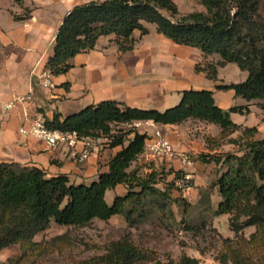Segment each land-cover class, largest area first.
<instances>
[{
  "label": "trees",
  "instance_id": "trees-1",
  "mask_svg": "<svg viewBox=\"0 0 264 264\" xmlns=\"http://www.w3.org/2000/svg\"><path fill=\"white\" fill-rule=\"evenodd\" d=\"M200 2L205 11L190 12L176 20L173 17L179 14V9L172 0H103L78 4L63 19L46 69L53 75L68 72L72 67L70 60L94 49L101 36L115 34L120 48L130 50L134 45L133 33L148 34L145 23H152L158 33L176 44L198 48L206 58L220 55L218 62L196 65V71H206L209 78L218 80V66L228 63H236L241 70L248 71L245 81L218 84L216 88L233 89L237 96L248 101L258 99L264 111V0ZM163 9L171 12V16L163 13ZM181 94V102L164 111L132 107L110 99L66 117L55 113L51 120L47 119L51 128L75 131L82 137H106L110 147L122 148L109 160V170L101 172L89 184H75L64 174L47 177L37 166L0 162V253L17 242L31 243L52 222L85 226L94 219L109 220L116 215L131 221L134 209L127 207L135 198L164 193L156 187V173L146 179L137 169L129 171L145 151L147 134L133 128L116 133L113 124L135 120L180 124L198 119L217 124L220 134L227 131L230 138L227 143L238 148L237 153L198 157L207 163H222L225 168L212 183L222 197L214 213L231 215L234 237L223 238L230 245L220 253L219 261L264 264L257 263L258 259L264 260V138H255L257 127H242L232 120L231 113H248L247 106L224 109L209 89H185ZM235 131H241V135L230 137ZM181 176L178 173L175 179ZM120 184L126 186L127 193L116 196L110 204L106 192ZM208 200L211 204L210 196ZM249 226H255L256 230L246 236L244 230ZM148 258L140 248L124 241L113 245L106 263L142 264ZM169 264L201 263L184 254L179 262Z\"/></svg>",
  "mask_w": 264,
  "mask_h": 264
},
{
  "label": "crops",
  "instance_id": "crops-1",
  "mask_svg": "<svg viewBox=\"0 0 264 264\" xmlns=\"http://www.w3.org/2000/svg\"><path fill=\"white\" fill-rule=\"evenodd\" d=\"M57 4H63V0H0V162L37 166L46 172L47 177L64 174L75 184H89L97 180L101 172L109 170V160L122 147L101 143L98 152L86 162L79 163L73 152L81 150V143L71 148L61 144L49 146L44 141L24 135L20 129L28 126L30 117L51 120L55 113L66 117L110 99L132 107L164 111L181 102V91L185 89L213 90L217 104L224 109L247 106L248 113L233 112L232 120L242 127H257L255 138H264V111L259 105L260 100L248 101L237 96L233 89L216 88L218 84L245 81L249 72L241 70L236 63H228L218 66V80L209 78L206 71H196V65L218 62L220 55L206 58L198 48L176 44L158 33L156 25H150L152 23H145L148 34L142 35L140 31L133 33L132 49L122 50L115 34L101 36L94 49L79 53L70 60L72 67L68 72L51 74L46 64L54 53L63 19L72 9H60ZM46 73L55 83L54 88L43 86ZM16 96L26 99L15 102L12 108L7 109L6 106ZM198 123L212 125L220 131L217 124L198 119H188L180 124L148 120V125L144 124L137 130L145 133L161 129L177 150L195 156L206 150L207 142L203 137L205 133L196 137L189 128L190 124L196 126ZM240 135L241 131H235L230 137L238 138ZM101 140L104 141V138ZM237 150L236 145L226 143L209 152L220 155L222 152L237 153ZM137 160L129 171L138 170L135 163L140 166L147 161L152 169L157 170V158L144 152ZM174 162L179 166L177 161ZM205 165H209V171L220 168L222 172L225 169L222 163L215 162L202 164L197 161L191 165L192 176L196 178L191 199L194 204L200 203L201 190L209 185L207 176L203 175ZM126 193V186L120 184L106 192V199L112 204L116 196ZM221 200L218 187H214L211 195L213 210L218 208ZM230 218L228 213L216 215L212 223L224 237L233 238ZM255 230V226H249L244 231L249 236ZM200 256L197 251L195 258Z\"/></svg>",
  "mask_w": 264,
  "mask_h": 264
},
{
  "label": "rangeland",
  "instance_id": "rangeland-1",
  "mask_svg": "<svg viewBox=\"0 0 264 264\" xmlns=\"http://www.w3.org/2000/svg\"><path fill=\"white\" fill-rule=\"evenodd\" d=\"M90 1L103 0H63V4L57 5L60 9L73 8ZM172 1L179 9V14L173 17L175 20L190 12L206 10L200 0ZM28 7L30 8V4ZM162 11L171 16V12L165 9ZM150 25L155 27V24ZM113 128L118 133L133 127L128 124H113ZM189 128L196 137L205 133L203 137L207 140L206 150L192 155L194 163L199 161L208 164L198 157L211 154L209 151L226 144L230 139L227 131L220 134L212 125L190 124ZM102 144H108L105 138ZM227 153L230 152H222L220 155ZM158 160L157 170L152 169L148 161L140 166L138 163L141 160L135 163V167L146 179L156 173V187L164 195L157 193L135 198L127 207L128 210L134 209L131 221L119 215L109 220L94 219L85 226H62L52 222L31 243L17 242L5 247L0 253V261L3 264H107L106 257L112 251L113 245L126 241L147 253L149 258L142 264H169L170 261L177 263L184 254L195 258L197 251L201 253L197 258L201 264H220V253L230 244L224 242V236L213 227L212 222L216 215L208 197L212 195V183L221 169L209 171V165H205L203 175L207 176L209 185L202 189L200 203L194 204L191 199L196 178L192 176L193 188L187 192L176 183L177 174L182 175L180 167L174 161ZM191 167L193 166L188 167L187 171L193 174ZM135 190L138 191L139 188ZM111 196L112 193L109 194L108 201ZM259 262L264 263V260L262 262L258 259L257 263Z\"/></svg>",
  "mask_w": 264,
  "mask_h": 264
},
{
  "label": "built area",
  "instance_id": "built-area-1",
  "mask_svg": "<svg viewBox=\"0 0 264 264\" xmlns=\"http://www.w3.org/2000/svg\"><path fill=\"white\" fill-rule=\"evenodd\" d=\"M42 84L48 88L55 87V83L47 73L44 76ZM25 99L26 97L16 96L14 101L9 103L6 108L10 109L15 102L24 101ZM144 124L148 125V120H135L128 125L132 126L134 129H138ZM20 131L24 135L44 141L49 146L61 144L71 148L76 147L78 143H81V150L73 152L76 161L79 163L86 162L94 153L100 150V144L102 143L101 139L103 138L82 137L75 131H62L51 128L47 125L46 120L40 116L30 117L28 126H23ZM145 133L148 138L144 152L152 158H160L167 162L177 161L182 176L176 180V183L185 191L189 192L193 188V183L191 181L192 174L187 171V168L194 163L192 154L177 150L169 137L161 129L157 128L152 132L146 131ZM104 138L108 143V138Z\"/></svg>",
  "mask_w": 264,
  "mask_h": 264
}]
</instances>
